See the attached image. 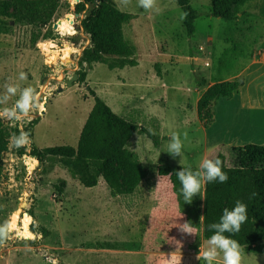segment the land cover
<instances>
[{
	"label": "rangeland",
	"instance_id": "374dc122",
	"mask_svg": "<svg viewBox=\"0 0 264 264\" xmlns=\"http://www.w3.org/2000/svg\"><path fill=\"white\" fill-rule=\"evenodd\" d=\"M79 1L28 0L10 7L8 14L0 13V95L8 84L19 90L31 86L40 100L39 108L19 120L3 114L16 103L19 90L0 103V128L11 133L9 149L0 154V221L16 214L13 230L0 244V264H170L171 255L173 264H207L196 258L209 239L200 221L205 182L192 203H186L176 175L182 169L181 157L174 159L167 146L172 133L183 138L186 132L183 163L196 169L203 158L220 153L233 167L239 164L237 147L264 144V0H249L236 20L212 14L211 0H191L201 12L193 35L187 34L177 0H156V8L149 11L138 0L127 6L109 0L133 14L124 34L137 51L116 68L95 61L85 83L77 79L68 85L90 44L85 27L91 15L78 10ZM63 22L67 26L57 35ZM193 66L202 81L195 79ZM21 73L27 78L21 80ZM230 79L241 81L240 92L219 98L215 121L203 126L199 98L210 85ZM87 84L117 113L158 137L155 142L142 129L131 137L129 147L138 152L147 171L137 192L115 194L103 177L87 187L58 156L41 160L37 154L46 146L78 144L88 99H94ZM34 119L38 122L23 145L25 152H18L13 127L24 130ZM27 155L37 158L32 170ZM158 165H168L170 172L160 174ZM63 177L68 182L56 193L55 184ZM32 205L35 222L50 230L48 236L31 229ZM25 215L31 218L29 237L18 234ZM189 221L196 235L180 231L179 224ZM240 248L241 264H264V240ZM213 264H223L222 252Z\"/></svg>",
	"mask_w": 264,
	"mask_h": 264
},
{
	"label": "trees",
	"instance_id": "16d2710c",
	"mask_svg": "<svg viewBox=\"0 0 264 264\" xmlns=\"http://www.w3.org/2000/svg\"><path fill=\"white\" fill-rule=\"evenodd\" d=\"M27 1L1 0L0 13L8 14L10 7ZM248 1L211 0V13L227 20H236ZM177 2L185 13L187 34L193 35L196 31V19L201 12L191 0ZM78 6L79 11H87L92 17L85 27L90 44L83 49L79 60L78 81L85 83L87 69L93 62H105L110 68L119 67L126 57L135 54L137 45L124 34V27L133 18V14L121 10L109 0H98L94 3L81 0ZM110 56L117 59L111 61ZM87 85L95 103L82 128L78 144L46 146L39 148L37 154L41 160L48 155L58 156L63 166L85 186H95L99 183V178L103 177L115 194L127 196L137 192L147 178V171L142 167L138 153L129 148L127 143L138 129H142L155 142H158V137L147 127L117 113L96 89ZM240 88L241 81L238 79L210 85L198 101V115L202 125L209 127L215 121L214 105L219 98H231L240 92ZM37 122L38 119H34L24 130L18 126L13 127V135L18 136L21 131L33 135L32 128ZM10 134L7 129L0 128V154L9 149L7 135ZM237 149L239 164L233 167L225 163L222 153L217 157L222 161V170L228 176L227 182H205L202 231L205 238H210L213 232L208 230V225L219 222L225 208L231 210L237 201H242L247 205V219L234 236L230 233L225 235L231 236L239 245H253L264 240V144L249 142ZM17 150L25 152L23 146L17 147ZM157 169L160 174L170 172L168 165H158ZM61 180V184H55L56 193L64 191L66 179ZM29 211L34 217L31 229L41 230L48 236L50 230L35 222L34 205Z\"/></svg>",
	"mask_w": 264,
	"mask_h": 264
},
{
	"label": "clouds",
	"instance_id": "9594fccd",
	"mask_svg": "<svg viewBox=\"0 0 264 264\" xmlns=\"http://www.w3.org/2000/svg\"><path fill=\"white\" fill-rule=\"evenodd\" d=\"M130 0H120V4L127 6ZM139 6L146 11L156 8V0H138ZM21 80L26 79V74L21 73ZM19 90L17 85H6V92L0 95V103H6L8 99L16 95ZM20 95L16 103L11 108L4 110L5 115L10 119H21L29 115L34 108H39L40 100L36 90L29 86L19 90ZM187 139V133L183 134V138L179 132L172 133L170 142L167 146V153L174 159L181 157L180 164L182 169L176 172V175L182 185L181 192L186 203H192L194 195L198 194L204 182H220L225 183L228 180L227 174L222 170V161L218 158H203L198 167L193 169L190 166H185L183 163L182 150L184 147V140ZM13 141L17 147L23 146L29 142V133L21 131L18 136L13 137ZM247 205L242 201H237L234 208L231 210L225 208L220 221L208 225V230L213 232L207 241L208 247L206 249L200 247L197 259H203L207 264H213V261L223 253V264H241L242 255L241 248L235 239L231 236L225 235L230 233L233 236L240 231L241 225L247 219ZM200 221H203L201 216ZM179 229L182 233L196 235V229L193 224L185 222L179 224ZM9 225L0 226V244H3L8 237ZM175 257L171 255L169 259L170 264H173Z\"/></svg>",
	"mask_w": 264,
	"mask_h": 264
},
{
	"label": "bare ground",
	"instance_id": "6f19581e",
	"mask_svg": "<svg viewBox=\"0 0 264 264\" xmlns=\"http://www.w3.org/2000/svg\"><path fill=\"white\" fill-rule=\"evenodd\" d=\"M60 25H61L60 28L57 29V31H56L57 35L63 33L62 30L66 28L67 23L66 22H63ZM62 45L64 46V48H63L64 51H67L68 52L69 51V49H68L69 48V45L66 42H64V44H62ZM26 159H27L28 169L29 170H32L36 166V164H37V158L35 156H33V155H27L26 156ZM30 220H31V218H30L29 215H25L23 217L22 226H20L18 228V234L21 235V237H29V236H32L33 235L32 231L29 228V222H30ZM15 221H16V214H15V217H13L12 219H9V220H6V221H0V226H3L5 224L9 225V232H11L13 230V228H14L13 225H14V222ZM9 232H8V234H9Z\"/></svg>",
	"mask_w": 264,
	"mask_h": 264
},
{
	"label": "water",
	"instance_id": "95a60500",
	"mask_svg": "<svg viewBox=\"0 0 264 264\" xmlns=\"http://www.w3.org/2000/svg\"><path fill=\"white\" fill-rule=\"evenodd\" d=\"M91 19H92V17L90 18V20ZM192 72H193V75H194V77H195L196 80H198V81H202L203 80V77L200 76V74L198 73V71L195 68V66H193V71ZM78 77H79V73L77 71V72H75L73 74V76L71 78L67 79V84L68 85H72L74 83V81L78 79Z\"/></svg>",
	"mask_w": 264,
	"mask_h": 264
},
{
	"label": "crops",
	"instance_id": "0c3cea01",
	"mask_svg": "<svg viewBox=\"0 0 264 264\" xmlns=\"http://www.w3.org/2000/svg\"><path fill=\"white\" fill-rule=\"evenodd\" d=\"M88 105H89V112H88V114H87V116L85 117V119L84 120H82V122H83V126H84V124H85V122H86V120H87V118H88V115H89V113H90V111H91V109H92V107H93V105H94V103H95V101H94V99H92V101H91V99H88ZM81 126V125H80ZM83 126H82V128H83ZM81 131H82V129H81ZM81 134V133H80ZM80 138V137H79ZM131 141H132V139H130L129 140V142L127 143V146L129 147V144H131ZM130 148V147H129ZM132 149V148H131ZM134 150V149H133ZM136 151V150H135ZM137 152V151H136ZM138 153V152H137ZM64 178V177H63ZM64 179H66V178H64ZM66 181L68 182V179H66ZM81 182V181H80ZM88 187V186H87Z\"/></svg>",
	"mask_w": 264,
	"mask_h": 264
}]
</instances>
